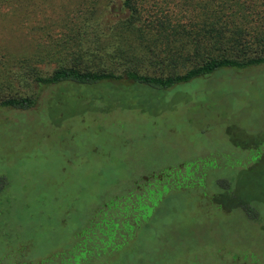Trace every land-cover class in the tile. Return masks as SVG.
Segmentation results:
<instances>
[{"label": "rangeland", "instance_id": "1", "mask_svg": "<svg viewBox=\"0 0 264 264\" xmlns=\"http://www.w3.org/2000/svg\"><path fill=\"white\" fill-rule=\"evenodd\" d=\"M76 1L0 0V65L72 60ZM13 79L38 101L0 106V264H264V64L163 89ZM128 196L134 221H106Z\"/></svg>", "mask_w": 264, "mask_h": 264}, {"label": "trees", "instance_id": "2", "mask_svg": "<svg viewBox=\"0 0 264 264\" xmlns=\"http://www.w3.org/2000/svg\"><path fill=\"white\" fill-rule=\"evenodd\" d=\"M76 2V6L69 7L62 27L77 35L71 37L80 43L74 48L82 46L83 38L90 40L86 47L74 50L77 54L72 60L65 57L64 63L55 65L49 73L37 66L29 69L30 65H20L24 67L20 72L18 65H0V106L25 110L38 101L34 90L14 95L13 78L28 79L36 86L131 81L163 89L226 68L264 64V0H201V7L193 0ZM115 4L126 15L114 22L100 23L97 12L103 16ZM107 60L116 63V69L101 64ZM89 61L101 65H87ZM82 63L86 65H79ZM128 198L122 200V205L119 198L114 199L117 207L107 204L106 221H134L141 212L136 208L138 197L132 201ZM125 205L128 211H124Z\"/></svg>", "mask_w": 264, "mask_h": 264}, {"label": "flooded vegetation", "instance_id": "3", "mask_svg": "<svg viewBox=\"0 0 264 264\" xmlns=\"http://www.w3.org/2000/svg\"><path fill=\"white\" fill-rule=\"evenodd\" d=\"M213 160H214V163L216 164L217 163V159L213 157ZM213 163V161H212ZM197 164V163H196ZM193 170V167L191 168V171ZM166 178V177H165ZM2 188V186H0Z\"/></svg>", "mask_w": 264, "mask_h": 264}]
</instances>
